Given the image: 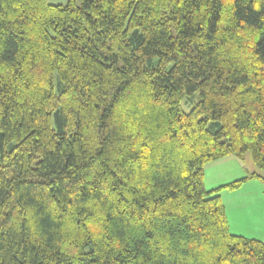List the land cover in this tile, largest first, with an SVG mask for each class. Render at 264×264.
<instances>
[{
  "label": "trees",
  "instance_id": "16d2710c",
  "mask_svg": "<svg viewBox=\"0 0 264 264\" xmlns=\"http://www.w3.org/2000/svg\"><path fill=\"white\" fill-rule=\"evenodd\" d=\"M81 2L0 0V264H264L219 196L264 177L205 188L264 172V0Z\"/></svg>",
  "mask_w": 264,
  "mask_h": 264
},
{
  "label": "rangeland",
  "instance_id": "374dc122",
  "mask_svg": "<svg viewBox=\"0 0 264 264\" xmlns=\"http://www.w3.org/2000/svg\"><path fill=\"white\" fill-rule=\"evenodd\" d=\"M47 2L55 6H67L69 0H47ZM76 3L78 6L82 5L81 0H76ZM197 101L198 95L192 99H185L182 110L191 112ZM254 172L264 177V172L254 164L252 153H247L244 163L234 156L224 158L206 166L205 188L211 192L242 180ZM219 196L225 204L230 233L264 243V183L261 180L250 181L239 191L224 190Z\"/></svg>",
  "mask_w": 264,
  "mask_h": 264
}]
</instances>
